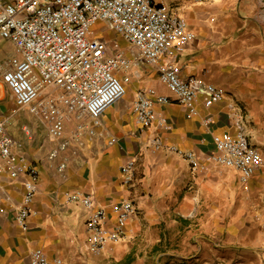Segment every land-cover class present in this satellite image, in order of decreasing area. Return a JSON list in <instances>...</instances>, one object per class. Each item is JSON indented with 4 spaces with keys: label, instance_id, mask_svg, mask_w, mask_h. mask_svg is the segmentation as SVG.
<instances>
[{
    "label": "crops",
    "instance_id": "obj_1",
    "mask_svg": "<svg viewBox=\"0 0 264 264\" xmlns=\"http://www.w3.org/2000/svg\"><path fill=\"white\" fill-rule=\"evenodd\" d=\"M156 1L185 19L194 40L182 53L163 56L152 66L134 58L135 50L121 37L113 40L134 59L131 80L125 96L103 113L96 136L84 137L50 160L55 141L47 133V119H32L30 137L21 129L26 138L16 140L12 134L18 175L2 176L0 264H31L36 255L59 259L61 264H106L108 257L122 252L129 261L128 249L147 251L142 264H264V169L244 185L235 169L210 160L215 137L235 133L230 105L248 142L264 159V0ZM160 65L175 66L183 77L214 85L222 99L198 97L193 102L197 115L188 118L187 108L177 104L161 83ZM148 87L169 102L154 103L155 122L141 129L134 121L132 103L136 93ZM3 90L0 85V101L7 96ZM52 92L57 90L50 88L43 95ZM7 99L6 113L12 105ZM56 113L64 121L65 135L71 137L74 116L62 106L53 110ZM0 114H5L1 105ZM23 125L27 124L20 128ZM154 137L165 146L194 152L204 169L194 170L167 147L154 150L149 144ZM63 156L68 161L59 171ZM128 160H134V171L125 184L121 167ZM30 163L38 169V190L23 231L15 215L27 177L24 164ZM74 190L106 209L108 226L114 221L112 206L130 201L135 207L120 238L101 253L86 250L89 213L80 203L67 200Z\"/></svg>",
    "mask_w": 264,
    "mask_h": 264
},
{
    "label": "built area",
    "instance_id": "obj_2",
    "mask_svg": "<svg viewBox=\"0 0 264 264\" xmlns=\"http://www.w3.org/2000/svg\"><path fill=\"white\" fill-rule=\"evenodd\" d=\"M97 23L119 35L135 50L134 58L148 66L156 65L163 56L175 57L194 40L185 19L156 0H0V41L8 42L14 48L0 60V85L12 102L8 112L0 114V190L5 173L11 177L18 175L16 142L6 127L20 111L25 110L40 120L41 117L47 119L44 122L47 133L55 141L48 153L52 160L74 148L84 137L96 136L103 113L125 96L134 59L126 48L97 37L93 32ZM159 79L174 95L175 102L187 108L188 118L197 115L193 102L198 97L205 96L213 102L222 99L214 85L198 77H183L175 66L160 65ZM50 88L70 96V101L64 100V103L76 121L71 137L65 135L64 121L60 117H48V108L52 109L56 103L43 96ZM156 102L166 104L169 99L152 87L136 93L132 112L141 129L149 128L155 122ZM230 108L235 133L215 137L210 160L235 169L240 183L245 185L257 171L264 169V159L250 145L239 116L231 105ZM21 130L25 136H31L29 126L23 125ZM149 144L158 151L167 147L194 170L204 169L192 151L165 146L159 137H154ZM67 161V156H63L59 171L65 169ZM24 168L27 177L15 215L16 225L23 231L28 228L30 205L37 194L39 178L34 164H24ZM133 171L134 160L122 165L125 184L130 183ZM66 198L80 203L89 213L85 228L90 241L86 250L91 254L101 253L117 241L135 212L130 201L112 206L114 221L108 226L106 209L97 207L88 194L74 190ZM31 264H61V261L36 255Z\"/></svg>",
    "mask_w": 264,
    "mask_h": 264
},
{
    "label": "rangeland",
    "instance_id": "obj_3",
    "mask_svg": "<svg viewBox=\"0 0 264 264\" xmlns=\"http://www.w3.org/2000/svg\"><path fill=\"white\" fill-rule=\"evenodd\" d=\"M93 32L96 33V36L99 38L101 37V38L106 39V40L109 39L108 41L112 40L111 41L112 44L114 43L113 40H116L118 37L120 39V36H118L112 32L107 31V29L101 23H97L94 26ZM121 40H123V39L121 38ZM111 42H109V43H111ZM123 42H125V41L123 40ZM13 51H14V48L11 44H9L8 42H5V41H0V60L3 59V57H5L6 55L11 54ZM1 93L2 92H0V94ZM6 94H7V92H6ZM47 95L48 96H46V95H43V96L44 97H50L48 99H50V100L53 99L56 102L55 106L52 107V109L48 108V110H49L48 112H50L52 110L51 114L48 115V117H52V116L58 117L57 113L55 115H53L52 113H53V110H55L59 106H62L64 108V111L68 115L70 114L68 112L70 109L67 110L68 106H67V104L64 103V100L70 101V96L67 95V93H65L61 90H57L56 93L52 92V93L47 94ZM7 98H8V94L6 97H3L2 100L0 101L1 108L4 110V113H6V108L9 107V101ZM33 118L38 119L37 117L29 114V112H27V111L19 112L15 117H13L11 119L10 123L6 127L9 135L13 134L14 137L16 138V140H19V139L21 140V139L26 138L23 135L24 133L23 134L21 133L20 127L22 124H27L31 129V126L34 125V121L32 120ZM41 118L46 120L45 117H41ZM15 132L16 133L19 132V136H15ZM146 252H147L146 250H141V249H132V250L128 249L126 253H130V255H131V258L129 261L125 260V258H124L125 254H124V252H122V255H118L116 258L108 257L109 259L106 260L108 263H106V264H138L139 263L138 260H140V262L142 264L143 259L146 256Z\"/></svg>",
    "mask_w": 264,
    "mask_h": 264
}]
</instances>
